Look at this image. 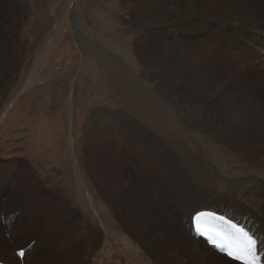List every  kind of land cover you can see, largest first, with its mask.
Listing matches in <instances>:
<instances>
[{
	"label": "rangeland",
	"instance_id": "374dc122",
	"mask_svg": "<svg viewBox=\"0 0 264 264\" xmlns=\"http://www.w3.org/2000/svg\"><path fill=\"white\" fill-rule=\"evenodd\" d=\"M44 1L30 6L18 26L17 12L0 1V259L10 264H138L139 251L131 257L127 248L132 249L135 234L147 226L158 235L156 241L160 234L165 236L161 246L173 260L178 256L176 231L185 228L189 238V214L203 206L244 213L254 224L264 225V166L253 164L252 148L242 138H229L215 128L218 121L233 123L247 112L241 95L264 102V74L252 77L250 71L258 72L262 50L246 41L255 35L250 9L262 11V3H248V10L241 13L233 9L238 15L233 12L220 22L228 35L240 29L238 34L244 36L226 43L235 50L232 56L226 54V64L218 52L216 67L183 71L184 67L164 70L135 38L133 21L150 23L153 12L164 15L155 0H55L51 9L49 0ZM212 15L203 16L212 19ZM203 23L210 24L205 19ZM258 28L264 29V22ZM194 30L195 41L207 35ZM155 39L148 42L153 50L159 47ZM194 44L187 48L188 55L196 53ZM235 56L241 62L248 58L253 66H241ZM182 58V53L166 57L167 68L177 62L182 67ZM33 71L35 82L28 85ZM217 79L239 92L238 97L223 91L215 96L216 115L211 116L218 121L209 125L207 110H198L197 98L191 94L181 98L175 86H185L189 92L197 86L205 98L215 93ZM178 95L182 103L177 104ZM122 121L138 126L122 131L134 144L118 134L111 143L102 134L111 123H118L121 130ZM154 155L160 162L149 160ZM251 175L259 179L256 184ZM81 201L89 203L98 223L85 228L73 218L66 228L64 218ZM20 248L30 253L17 261ZM188 251L193 264L204 263L203 256L192 248ZM209 259L208 263L223 264Z\"/></svg>",
	"mask_w": 264,
	"mask_h": 264
},
{
	"label": "bare ground",
	"instance_id": "6f19581e",
	"mask_svg": "<svg viewBox=\"0 0 264 264\" xmlns=\"http://www.w3.org/2000/svg\"><path fill=\"white\" fill-rule=\"evenodd\" d=\"M258 1H260L262 3V8H263L262 11H260V9H258L257 7H252L251 9L249 8L251 10V13L250 14H251L252 23H253V26H254L251 29V31H253L255 33V35L253 37H251V38H247L248 40H246V41H251V42L255 43L262 50V58L263 59H260L259 60L260 62L258 64V68L255 67L256 68L255 70H258V72L253 71V69L250 70V71H252L251 73L253 74L252 75V77H253L254 75L264 74V55H263L264 29L263 28H258V26H262L263 25V22H264V0H155L153 4H155L157 7H160L161 9H163L162 11H163V14L164 15L162 14L163 15L162 18L157 14V12H153L152 13V21L150 23H146V22L145 23H134V21H133L132 22V28L133 29L135 28V30L137 31L136 34H135V38H136V40L139 43V48H142L143 52L147 56L150 55V57H154V58L158 59L159 62H160V66H163V69L164 70H166V69L168 70L169 68H171L173 70H178V68H183V67H184V69H182L183 71L184 70H195V71L196 70H209L211 68V66H215L216 67V65L219 64V58H218V55H217L218 52L220 54L219 56L221 57V61L224 64L227 63L226 62V58L227 57H225L226 54H230L232 56L231 53H234L235 52V50H233V46L228 47L226 45L227 42H232L233 43L232 39H234L235 36L244 37L243 35L238 34V31H241L240 29L234 31L231 35H228L227 34L228 32L226 33L223 30V27H221L222 25H221L220 22H222L229 14H231V13L233 14V12H236L234 14H236V16H237L238 15V13H237L238 11H233L232 12L233 9H235V10L236 9H240V13H241L242 10L245 9L249 5L248 3H256L255 5H257V2ZM253 5L251 4L250 6H253ZM246 9L248 10V7ZM208 13L209 14H213L212 15L213 17L211 16L212 19H208L209 17L207 18V16H203L204 14L207 15ZM240 13H239V15H240ZM244 13H246V12H243V14ZM199 16L205 17L204 19L207 20V21H209V23L212 24V27H209L210 24L208 26L207 25L205 26V24L203 23V20L204 19H201ZM255 16H257V17H255ZM213 23H215V24H213ZM145 26L148 27L147 28L148 30H144V27ZM194 29L197 30V33H201V32H204L205 33V32H207L206 33L207 35L206 36H203L200 39L198 38V40L195 41V37L192 38L193 34H195V30ZM172 32H173V34H172ZM152 37H155L159 41V47H157L154 50L150 47L152 45L149 46V44H148V42L152 39ZM193 44L196 45V48H197L196 49V53L193 56L192 55H188L189 53L188 54L186 53L187 52V48L189 46L193 45ZM173 53L174 54H176V53L177 54L178 53L181 54L182 53V57H183L182 58L183 59L182 60V67L179 65L178 62L177 63L174 62L175 63V66H172V67H169L168 66V68H167V65L165 63V59H166V57L170 56ZM248 54H250V53H248ZM208 56H210V57L212 56V59L211 60H208V58H209ZM184 58H186V59L190 58V59H188V61H187ZM238 58L239 57H236L235 62H238L240 60V58H239V60H238ZM241 58H242V56H241ZM193 59H195V62H194V64H189V65H191L189 67V65L187 63H189V60H193ZM228 61H230V59ZM239 62H241V61H239ZM241 63H242L241 66H244L246 63H248V65L250 67L253 66V64H251V62H250V60H248V58H247V61L246 60H242ZM220 65H222V64H220ZM238 65H239V63H238ZM227 66H229V65H227ZM222 68H223V66H222ZM240 68H242V67H240ZM249 72L247 71V73H249ZM247 73H245V74H247ZM196 75H198V74H196ZM29 76H30V78H29V81H28V85H32L35 82V79H36V76H35L34 71ZM165 76H164V78H165ZM225 76H227V75H225ZM202 77H203V75H202ZM195 78H197V77H195ZM261 78L262 77H260V79ZM201 79L203 81H205L203 78H201ZM207 80H209V79H207ZM227 81H229V80H227ZM261 81L264 83V79H261ZM193 82H194V80H193ZM218 82H219V79H217L216 82H215L216 83V88H215V91H214L215 93L214 94L212 93L213 95L210 93V95H208L205 98H203L202 97V94H201V93H203L202 92L203 89L201 91L198 88H196L197 86L196 87H192L194 89V91L191 89L190 92L187 89V87H185V86L184 87L183 86H180V84H177L175 86L176 87V91H178L177 94H179L181 92V94H182L180 96L181 98H185V96H186V99H187V95L188 94H191V95H193V97L195 96L197 98L198 101H197L196 105L198 106L197 107L198 110L199 111H203L204 108L207 110V113H206V114H208V117H207L208 118V122L207 123L209 125L210 124H214L215 122L218 121L216 119L217 117H214V119H216V121H214L213 116H211V115H216V110H215L214 106L217 103V100H216L215 96L219 95L223 91V95H226L227 93H229L231 95H234L235 97H238V92L239 91L237 92V90L235 89V87H233L232 85H230V86L226 85V83L223 81V79H222V82L220 80L221 84L218 83ZM246 82H244V83H246ZM179 83H180V80H179ZM197 83L199 84V81ZM233 84H235V83H233ZM243 84H242V86H243ZM212 85H213V83H212ZM186 86H187V84H186ZM202 86H204V85H202ZM236 87H239V86H236ZM188 88H190V87H188ZM165 90H167V89H165ZM249 96H251V95H249ZM249 96L247 95L246 98H244L243 95H241V97L244 99L243 100V104L246 105V108H247L246 111L247 112L243 111V117L240 118L239 121H234L233 123L230 122L228 124H225V123L222 124L221 121H218L216 123V124H218L217 125L218 127H215V128L218 129V131L223 130V132H225L226 135L229 138H231V137H237V136H239V138H242L243 141L246 142L247 148H249V147L252 148V151H251L250 154H251V159H252L253 164L258 165V166L261 167V166H264V104H260L261 101L260 102L258 101L259 99H257V96H256L257 101L251 99V97H249ZM195 97L193 98L194 100H195ZM170 98H171V96H170ZM175 99L178 100L177 101V104H178L180 102L179 95H178V98L176 96ZM199 99H201V100L203 99V100L202 101H199ZM176 100H174V101L176 102ZM181 100H183V99H181ZM223 100H225V99H223ZM238 101H239V99H238ZM184 102H187V101H184ZM180 103H182V102H180ZM261 103H264V102L262 101ZM174 104H176V103H174ZM172 107H174V106H172ZM177 107H179V105ZM218 107H220V106H218ZM184 108H187V107H183V106L181 107V109H184ZM191 108L193 109L194 107H191ZM197 108L195 109L196 111H197ZM177 109H179V108H177ZM219 109H221V108H219ZM192 111H194V110H192ZM195 114L196 113L194 112L193 115H195ZM223 117H225V116H223ZM188 119H190V118H188ZM218 119H220V118H218ZM193 120H195V119H193ZM122 123H123V121H122ZM195 123L197 124L196 120H195ZM123 124L124 125L121 128V130H120V128L118 129V126H119L118 123H111L110 125H108L109 127L108 126H104L105 128L103 127L104 130H103L102 134H105L106 135V141H108V139H109V141L112 143V140L114 139V135L118 134L120 139H121V137L123 135V139L125 141H127V143L134 144L135 140L133 138L129 137V135L127 133L126 134H123L122 131H125L127 127L130 128V129H134L135 130V128H138V126L135 125L134 123L130 122V121L129 122H126L125 121V123H123ZM108 128H110V129L108 130ZM117 129H118V131L116 132ZM135 132H133V134H135ZM220 136H221V134H220ZM142 137H143V135H142ZM228 141H230V140H228ZM110 142H109V146L111 147V143ZM137 144H138V142H137ZM151 146L154 147V144L151 145ZM240 148H242V147H240ZM131 154H133V153L131 152ZM115 155H117V150H116ZM155 155H154V159L149 158V160L152 163H154V164H156L158 161L160 162L159 156L156 157ZM118 156H119V154L117 155V158L119 159ZM145 156H147V152L146 151L144 152V157ZM174 160H175V158H174ZM78 163H79L78 162V159L76 158V166L80 169ZM148 164H150V163H148ZM211 167L210 168L213 171L218 172V169H217V166L216 165H212ZM78 168H76V169H78ZM172 168H170V170H172ZM176 176H178V175H176ZM251 177H254V176L251 175ZM254 178H252L253 181L252 180L251 181L256 184L259 181V179L258 178H255L254 179ZM236 179H238V178H236ZM239 179L236 180V182L239 181ZM243 179L245 180V178H243ZM0 182L2 183V180ZM78 183H79V181H78ZM80 187H81V184H80ZM255 188H257V187H255ZM261 192L264 195V188L263 187H262V191ZM79 204H80V206L77 207V210L76 211H74V209H73V212L72 213L69 211L68 216H66L64 218V220H63V223L64 224L63 225H65L66 228H67V225L70 222V220L73 219V218H78L79 221H80V223L85 228H87L89 226L90 227H93V224L98 223L97 222V219H95V217L93 216L94 213H93L92 208L89 205V203H87V202L84 203L83 201H81ZM41 207H42V205H41ZM204 210H210V212H213V213H216V214H221L223 216L229 217L232 220H234L235 222L239 223L249 233H251L252 236H253V239L255 241V246H256V249H257L256 251L253 250V252H254L255 255L256 254L259 255L261 257V261L264 263V225L258 226L256 224H254V221L251 222L252 220L250 221L247 218V215L244 214V213H235V214H232L231 212H226V211H225V213H223L221 211H217V210H214L212 208H208V207L205 208L204 206L195 209L194 211H192L189 214V218H188V221L189 222L186 223V225L189 226V228H190V231H189L190 237L189 238H188L186 232L184 231V230H186L185 228H183V229L178 228V232L179 233L176 231L177 237L175 239V244H176V246L178 248V250H177L178 256L175 259L171 260L170 258H168L169 255H170V252L167 251L165 249V247L163 248L161 246V244L166 243L165 236L160 234V237H158L157 238V241H156L155 240V237H157L158 235L157 236L155 235L156 234L155 231H154L155 234L151 230L149 231V227H147V226H144L143 228H140V229H142V231L140 232L139 235H136L135 234L136 241L135 242H130V245L132 246V249L131 248H127V251H128L127 252V255L132 257V256H134L136 254L137 251H139V263L138 264H153V262H154V264H193L191 262L190 253L188 251V249L192 248L193 251L196 254H199L200 256H203V258H204V263L203 264H212V263H208V262H210L209 261L210 260L209 257H211L213 259H216V260L222 262L223 264H239V263L235 262L234 260L227 258V256L222 255V254H219V250L217 248H215L214 246L211 245V241L209 243V245H210L209 246L207 244L205 238H202V237H200V236H198L196 234V232H195L196 229H195V226H194L195 217H196L197 214H199L201 211H204ZM53 211L54 210L50 211V216L52 215ZM37 212H40V211H37ZM43 213H45V211ZM79 213H81V214H79ZM40 215H42V214H40ZM35 216L33 215L34 218H35ZM249 218H251V217H249ZM52 219H53V217H52ZM171 222H173V221H171ZM35 223H36V221H35ZM38 223H41V222L38 221ZM56 224L54 226H57ZM9 225H10V223H9ZM36 225H38V224L36 223ZM59 226H60V223H59ZM159 226H160V224H159ZM34 227H36V226H34ZM129 231H131V230H129ZM66 233H64V234L66 235ZM129 233L132 234L131 232H129ZM170 233H172V232H170ZM132 235H134V234H132ZM167 240L169 241L168 238H167ZM171 240L172 239H170V241ZM189 246H191V247L189 248ZM58 247L62 248L63 246L60 243L58 245ZM19 251H24V253H25L24 259H26V257L28 256V253H30V252H26L25 251V248L17 249L16 250V255H17L16 257H18L17 258V261L20 260V258L18 256V252ZM34 251L35 250H33L31 252H34ZM1 255H3V257H7L8 258V255H6L5 253H1ZM192 258H193V256H192ZM14 261H16V260H14ZM0 262L5 263V264H10L9 262H7V261H5L3 259H0Z\"/></svg>",
	"mask_w": 264,
	"mask_h": 264
},
{
	"label": "crops",
	"instance_id": "0c3cea01",
	"mask_svg": "<svg viewBox=\"0 0 264 264\" xmlns=\"http://www.w3.org/2000/svg\"><path fill=\"white\" fill-rule=\"evenodd\" d=\"M1 3L9 4V8L13 10V12H17L16 17L14 18V24L19 25L22 21L26 19V11L30 6L37 5L39 3L46 4L44 0H0ZM55 2V0H49V9H51V5ZM24 12V14H23ZM23 14V15H22Z\"/></svg>",
	"mask_w": 264,
	"mask_h": 264
},
{
	"label": "snow or ice",
	"instance_id": "6c2138e0",
	"mask_svg": "<svg viewBox=\"0 0 264 264\" xmlns=\"http://www.w3.org/2000/svg\"><path fill=\"white\" fill-rule=\"evenodd\" d=\"M250 245H251V241L248 242V247L245 249L244 254H247L248 252L251 251V247H250ZM229 255H231V253H229ZM242 258H243L242 255H236V256H235V259H242Z\"/></svg>",
	"mask_w": 264,
	"mask_h": 264
}]
</instances>
